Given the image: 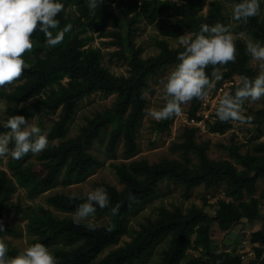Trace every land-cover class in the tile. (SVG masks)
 <instances>
[{"label":"trees","instance_id":"trees-1","mask_svg":"<svg viewBox=\"0 0 264 264\" xmlns=\"http://www.w3.org/2000/svg\"><path fill=\"white\" fill-rule=\"evenodd\" d=\"M228 1L232 6L241 2ZM58 2L64 6L68 2L76 5L77 22L68 19L64 11L56 17L59 26L50 29L54 36L65 27L70 26V30L65 32L63 41L55 47L47 46L44 33L39 30L34 32L31 39L39 47L40 55L34 63L25 66L19 80L0 87V100L8 103V119L23 115L30 120L38 108L57 114L47 133L55 146L50 143L47 150L37 154L36 162L11 159L10 172L0 170V223L4 225L0 236L16 233V228L5 220L6 217L22 214L27 219L25 228L30 245L44 244L57 258L58 264H143L163 243L165 247H162L155 264H264V214L259 208L264 189L256 196L257 182L264 179L263 141L252 143L244 152L240 151V145H223L234 162L214 160L208 155V141L197 139L199 126L191 125L185 127L180 141L171 143L170 150L179 151V159L162 158L152 163L146 159H133L111 164L123 186L119 189L105 181L99 183L100 187L106 189L111 201L107 208L97 207L94 214L109 217L102 224L86 221L80 226L74 224V217L70 213H75L79 205L86 202V194L82 192L49 194L45 201L50 207L26 204L19 198L13 200V193L18 187L24 188L28 198L33 199L57 184L69 185L85 180L103 163L91 152L95 141L99 144L105 139L104 151L112 154L122 139L125 158L136 154L137 129L147 109L148 78L168 65L179 64L177 57L184 47L180 43L177 47H171L165 39H159V52L143 57L140 48L134 47L128 40L127 54L123 48L124 26L128 39L141 19L148 23L160 20V33L172 38H178L185 31H189L194 38L205 24L230 26V30L245 35L247 39L237 38L234 63L218 66L222 78L215 82L213 90L225 80L231 81L235 75L239 79L241 76L254 79L259 74L250 65L252 57L246 52V45L249 38L264 45V18L258 14L246 23L235 20L232 25L220 0L208 2L205 12V0H125L118 12L108 10L106 0L94 11L88 8V0ZM82 18L87 19L89 24H95L100 36H113L112 43L120 48L111 51L110 55L126 61L127 74H115L103 63V52L100 47L90 44L91 36L83 27ZM108 23L110 29H106ZM211 72L209 66L206 73L210 76ZM238 84L239 81H233L227 93L234 94ZM95 92L114 94L115 99L109 107L88 117L75 135L68 136V126L77 105ZM31 99L34 101L27 104ZM201 104L202 100L190 101L188 117L200 118L197 110ZM263 110L261 112L264 113ZM5 122L0 121V134L9 131L3 126ZM230 126L231 121L220 122L214 113L208 130L224 133ZM154 128L164 131L169 128V121H155ZM164 179L183 185L187 193L200 184L207 188L220 187L227 199H218L212 216L195 204L187 210L179 206H161L156 216L145 217L137 229H131L129 217L137 214L157 196V186ZM73 194L80 198L71 199ZM130 196L134 199L130 200ZM117 203L121 205L119 214L113 215L111 208ZM51 207L66 215L59 216ZM243 218L259 219L261 222V228L250 235L254 257L244 260L242 254L228 251L210 254L213 225L226 230ZM87 223H92L95 230H89L85 226ZM125 235L129 239L117 245ZM113 245L117 246L103 254ZM191 248L202 251L208 257L185 258ZM18 254L14 247L7 246L8 257Z\"/></svg>","mask_w":264,"mask_h":264},{"label":"rangeland","instance_id":"rangeland-1","mask_svg":"<svg viewBox=\"0 0 264 264\" xmlns=\"http://www.w3.org/2000/svg\"><path fill=\"white\" fill-rule=\"evenodd\" d=\"M210 1L211 0H205L203 12L206 11L208 2ZM220 1L223 2V5L225 6V13L228 16L229 22L233 25L235 20L233 19L232 14V3L228 0ZM106 2L109 7L108 10L118 12L123 7L125 0H106ZM260 5L261 8L259 15L261 18H264V0H260ZM64 12L68 19L77 22L76 19L78 12L74 3L68 2L65 6ZM81 22L84 23L83 27H86L87 34L91 36L90 44L100 47L101 51L103 52V63L115 74H127L128 65L126 61L116 55H110L111 51L118 50L120 48V46L117 44L112 43L114 39L113 36H100L99 31L95 29V24H89V21L84 18H82ZM159 25L160 20H157L154 23H148L144 19H141L139 22H137L136 29L129 36V39L127 37V29L124 26L122 30L124 37L123 48L126 53L129 54L128 40L134 45V47L140 48L141 55L143 57L156 55L159 52V48L157 46V41L159 39H165L171 47H177L180 36L178 38L163 36L159 31ZM110 27L111 25L108 23L106 29H110ZM231 32L235 37V43L238 37L247 39L245 35L239 34L233 29H231ZM187 33L190 32L185 31L181 36L186 35ZM39 55V47L37 44L33 43L32 50L26 52L23 56V59L25 60V66H29L34 63ZM261 63L264 62L255 61L252 58L250 59V65L256 68L259 73L261 71ZM177 65H168L148 78L149 88L146 90V113L149 109H160L166 103L164 100V85L167 82L168 75L172 70L175 69ZM233 81L238 82L239 77L235 75L231 81L225 80L215 91L213 90L214 88L210 89L207 99L202 100V104L197 110V114L209 115V118L205 121V125L203 127H199L196 134L199 141H208V155L214 160L227 159L234 162V159L222 147L223 145H230L231 143H234L240 145V151L244 152L249 147H251L252 143L260 141L264 142V113L261 112L264 109V98H261V100L256 102H245L244 114L246 116L253 117L250 123L240 124L239 122L231 121V126L224 133H215L208 130L209 123L214 120V113H216L220 99L225 93L229 91V85L232 84ZM114 99V94L104 95L100 92H95L81 100L77 105L74 115L68 126V136L75 135L79 131L80 126L85 123L88 117H92L95 112L109 107ZM32 101H34V99H31L26 103L28 104ZM189 104L190 102L187 104H182L181 114L168 119L169 128L164 131L156 130L154 128L156 120L152 119V117L145 113L137 129L138 150L134 156L125 158L123 154L124 145L122 139L118 144L117 149L112 154H107L104 151L105 139L99 142V144L97 141H95L93 147L91 148V152L96 154L103 163L97 167L85 180L71 183L69 185L57 184L54 188L35 196L33 199L28 198V193L24 188L18 187L13 193V200L15 201L17 198H19L26 204H41L50 207L48 204H46L45 199L49 194H54L56 192H82L86 194L87 192L100 187L99 183L102 181L115 185L119 189L122 188L123 184L119 181L113 167L111 166L113 163H121L124 161L128 162L133 159H146L150 163L158 162L162 158L179 159V151H171L170 146L173 141L181 140V134L183 133L186 126H191V124L187 123ZM7 106L8 103L6 101L0 100V121L5 122L8 119L6 112ZM34 111L35 114L29 120V122L39 127L42 133H48L50 126H52L54 121L57 119V114H52L43 108H38ZM195 120L197 119L195 118ZM202 124H204V122H202ZM11 147L12 144H9L10 149ZM36 156L37 155L29 153L21 160L36 162ZM191 157L194 161H196L193 154H191ZM11 159L12 158L10 155L1 156L0 170L5 169L9 173L10 170L8 167L9 161ZM238 167L240 168L239 165ZM261 189H264V179H260L257 182L256 196H259L258 193ZM219 198L227 199L226 195L222 191V188L220 187L207 188L203 184H200L190 189L187 193L183 185L164 179L157 186V196H155L151 202L141 208L137 214L131 215L129 217L128 224L130 225L131 229H137L139 224L144 221L145 217L156 216L158 208L161 206L166 208L179 206L182 210H187L192 204H195L204 208V210L212 216L215 214ZM259 200L261 214H264V198H260ZM52 210L59 216L66 215V213L54 208H52ZM70 215L74 217V213H70ZM5 220L16 228V233L12 235H1L0 239H2L7 246L14 247L19 253H21L25 248L31 246L25 228L27 223L26 217L22 214L14 215L6 217ZM108 220L109 217L107 215H93L89 217L86 222L102 224ZM259 228H261V222L259 219L248 220L243 218L240 222L232 224L226 230H223L214 224L211 231L212 240L210 243V254H214L219 251H228L230 253L242 254L244 256V260L254 257L253 243L250 241V235L253 231L258 230ZM128 239V236H122L117 245L124 243V241ZM117 245L107 248L104 250L103 254H105L110 248ZM162 247H165V243L158 246L154 253L150 256V259L143 264H155L159 259ZM190 256L202 258L208 257V255L202 251L192 248L187 251L185 258Z\"/></svg>","mask_w":264,"mask_h":264},{"label":"clouds","instance_id":"clouds-1","mask_svg":"<svg viewBox=\"0 0 264 264\" xmlns=\"http://www.w3.org/2000/svg\"><path fill=\"white\" fill-rule=\"evenodd\" d=\"M104 0H88L87 6L95 10ZM64 4L58 0H0V87L19 80L25 70L23 56L33 48L32 35L39 30L44 33L48 47L60 44L65 32L70 26L59 31L55 36L50 29L59 26L56 18L64 11ZM260 0H241L233 6V19L245 23L260 13ZM179 43L184 50L179 53L180 61L167 77L164 85L166 103L160 109H149L147 115L156 121L168 120L181 114L182 104L193 99L205 100L209 90L215 87L221 74L218 66L236 61L237 47L230 26L221 23L201 26L199 33L179 37ZM246 52L255 61L264 62V45L253 42L249 38ZM211 66L212 72L206 73ZM261 71L254 78L241 76L234 94L225 93L219 101L216 115L220 122L250 123L253 119L246 116L244 104L247 101L256 102L264 98V63ZM4 128L9 131L0 134V156L10 155L14 160H21L29 153L37 155L55 146L49 141L48 134L30 123L23 115H14L7 119ZM9 144H12L11 149ZM80 198L73 194L71 199ZM130 200L134 197L130 196ZM111 201L108 192L103 187L86 193V202L79 205L74 213V224L80 226L93 216L97 207H109ZM121 205L117 203L111 208L113 215H118ZM94 231L92 223L85 225ZM111 230V229H109ZM4 225L0 223V232ZM0 264H58L57 258L42 243H34L14 257L7 256V245L0 239Z\"/></svg>","mask_w":264,"mask_h":264},{"label":"built area","instance_id":"built-area-1","mask_svg":"<svg viewBox=\"0 0 264 264\" xmlns=\"http://www.w3.org/2000/svg\"><path fill=\"white\" fill-rule=\"evenodd\" d=\"M201 117L200 118H196L197 120H195L194 117H188L187 119V123L188 124H191V125H196V126H199V127H203L205 125V121L209 118L208 114H199ZM202 122H204V124H202Z\"/></svg>","mask_w":264,"mask_h":264}]
</instances>
